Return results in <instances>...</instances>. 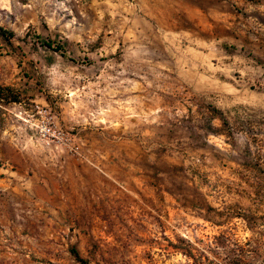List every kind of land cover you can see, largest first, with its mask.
<instances>
[{
	"label": "rangeland",
	"instance_id": "374dc122",
	"mask_svg": "<svg viewBox=\"0 0 264 264\" xmlns=\"http://www.w3.org/2000/svg\"><path fill=\"white\" fill-rule=\"evenodd\" d=\"M221 1L210 0L209 19L188 22L187 36L166 47L152 35L115 48L105 0H0V26L15 33L12 45L0 38V89L10 92L0 102V144L43 148L14 116L38 103L83 145H136L134 163L145 158L159 188L153 221L96 230L80 250L91 264H264V86L234 104L207 82L224 64L238 80L264 79L256 69L264 25L246 12L235 19L231 0L218 19ZM218 151L220 173H209L208 153ZM46 242L38 207L0 188V264H81L67 248L50 261Z\"/></svg>",
	"mask_w": 264,
	"mask_h": 264
},
{
	"label": "crops",
	"instance_id": "0c3cea01",
	"mask_svg": "<svg viewBox=\"0 0 264 264\" xmlns=\"http://www.w3.org/2000/svg\"><path fill=\"white\" fill-rule=\"evenodd\" d=\"M105 1L111 4L112 23L106 30V38L115 48L131 37L152 35L160 38L166 47L179 35L187 36L188 22L207 21L211 6L210 0ZM231 1L235 6L232 14L235 19L246 12L259 26L264 25V0ZM213 6L218 19H225L226 0ZM230 26L236 29L237 24ZM256 69L264 73L262 65ZM235 72L234 64L220 65L218 80L207 82L217 86L224 102L237 104L256 98L253 86L258 82L264 86V79L238 80L232 76ZM186 84L193 86V81ZM227 112L231 110L225 109V114ZM84 144L82 157L69 152L54 154L34 145L0 144V188L12 197L25 198L41 211L47 229L46 256L50 261L56 260L60 248L70 252L75 249L89 261L80 250L90 245L96 230L108 226L126 228L136 221L148 224L159 216L163 205L145 158L137 157L134 163L136 158L131 156L130 149L136 145L128 142L99 145L94 138L86 139ZM220 153L218 151L217 158L208 153L204 170L220 173Z\"/></svg>",
	"mask_w": 264,
	"mask_h": 264
},
{
	"label": "built area",
	"instance_id": "2783aa9c",
	"mask_svg": "<svg viewBox=\"0 0 264 264\" xmlns=\"http://www.w3.org/2000/svg\"><path fill=\"white\" fill-rule=\"evenodd\" d=\"M14 116L31 132V140L40 144L37 146L54 154L69 152L82 157V139L78 134L60 127L56 122L55 113L49 107L38 103L20 105Z\"/></svg>",
	"mask_w": 264,
	"mask_h": 264
},
{
	"label": "trees",
	"instance_id": "16d2710c",
	"mask_svg": "<svg viewBox=\"0 0 264 264\" xmlns=\"http://www.w3.org/2000/svg\"><path fill=\"white\" fill-rule=\"evenodd\" d=\"M0 38L7 42L8 44L12 45V40L15 38V33L13 31H10L8 29H5L4 27L0 26ZM44 46L47 47L49 50H52L54 52H59L61 54H65L62 47L60 45H56L55 43L48 41L44 42ZM10 92L7 90L0 89V102L6 103L9 101ZM16 100V97H13ZM72 255L75 257V259L81 263V264H90L89 261L83 259L77 250L71 249Z\"/></svg>",
	"mask_w": 264,
	"mask_h": 264
}]
</instances>
